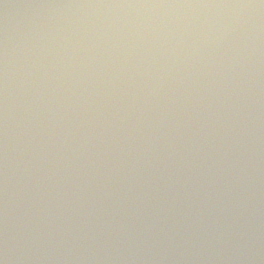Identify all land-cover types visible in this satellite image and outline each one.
I'll return each instance as SVG.
<instances>
[{
  "label": "water",
  "instance_id": "1",
  "mask_svg": "<svg viewBox=\"0 0 264 264\" xmlns=\"http://www.w3.org/2000/svg\"><path fill=\"white\" fill-rule=\"evenodd\" d=\"M0 264H264V0H0Z\"/></svg>",
  "mask_w": 264,
  "mask_h": 264
}]
</instances>
